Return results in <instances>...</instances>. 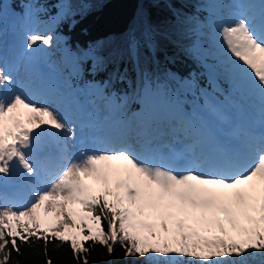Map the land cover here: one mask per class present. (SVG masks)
I'll list each match as a JSON object with an SVG mask.
<instances>
[{"label":"snow or ice","instance_id":"6c2138e0","mask_svg":"<svg viewBox=\"0 0 264 264\" xmlns=\"http://www.w3.org/2000/svg\"><path fill=\"white\" fill-rule=\"evenodd\" d=\"M3 7L0 264H10L13 252L23 255L22 245L37 242L46 264H53L50 243L57 249L67 245L76 264H89L96 245L109 256L119 245L134 264H264V0H197L203 17L170 7L186 40L184 51L211 59L212 70L230 81L251 112L258 110V120L230 118L211 97L188 112L175 99L176 89L174 103L161 102L167 89L141 61V49L155 51L157 36L167 33L147 23L141 9L123 47L111 55V62L127 58L139 69L140 89L116 97L105 95L106 85L86 86L113 116L138 98L139 123L116 119L102 135L73 93L45 70L47 49L59 38L30 26L31 10L42 7L38 0L21 4L19 47L11 57L3 54ZM59 7L50 18L57 25L76 15L71 0ZM101 48L78 51L74 72L88 60L105 67L109 61ZM114 74L126 78L127 70L117 67ZM166 78L192 87L175 73ZM162 113L171 116L178 137L153 135ZM98 142L107 147L95 148Z\"/></svg>","mask_w":264,"mask_h":264},{"label":"trees","instance_id":"16d2710c","mask_svg":"<svg viewBox=\"0 0 264 264\" xmlns=\"http://www.w3.org/2000/svg\"><path fill=\"white\" fill-rule=\"evenodd\" d=\"M43 1V0H41ZM48 5H52L55 0H44ZM80 1V0H76ZM91 6L83 12L76 13L77 17L64 21V34L77 46L80 50L84 47L92 45H102L101 53L108 59L105 67L97 69L91 60L85 61V65L80 68L81 75L87 78L89 85L103 84L105 95H115L123 97L125 95L132 96L133 90L140 89V77L136 78L137 72L133 67V62L125 58L123 61L116 63L111 62L112 53L123 47V36L130 27L137 24V17L140 10L143 9L147 16V23L166 32V36H157L158 48L152 51L148 48L141 49V61L149 63L152 71L162 72L164 75L175 73L183 81L192 82L193 88L188 89L181 98L180 102L187 104V97L196 96L200 102V98L204 101V93L208 92L203 89L206 82L205 76L191 75L188 71L190 63L194 62L184 51L186 40L174 24L172 9H181L188 15H200L203 17L206 13L199 12L196 4L197 0H190L189 3L181 4L179 0H170L165 3L164 0L158 5L141 4L139 0H90ZM142 27V26H141ZM119 67L120 72L127 70L126 78H117L115 69ZM111 77V79H110ZM118 82V84H116ZM172 83V82H171ZM178 92H183L186 88H182L179 84H174ZM201 91V93H200ZM91 92V90H90ZM134 101V98H133ZM130 99L128 105L132 102ZM165 100H163L164 102ZM167 103H174L173 94L168 95ZM117 103H121L117 100ZM48 256L52 259L53 264H76L70 249L67 245L57 249L54 243H50ZM21 251L23 255L18 256L12 253L10 264H46V258L43 254L42 242L34 243L31 247L22 245ZM89 264H134L130 259L124 257L123 249L115 246V250L111 256L107 254L105 248L96 245L88 254Z\"/></svg>","mask_w":264,"mask_h":264},{"label":"rangeland","instance_id":"374dc122","mask_svg":"<svg viewBox=\"0 0 264 264\" xmlns=\"http://www.w3.org/2000/svg\"><path fill=\"white\" fill-rule=\"evenodd\" d=\"M63 2H64V0H55V5L58 6V10L56 12H53L51 14L52 15V18L53 17H56L57 13L62 11V9L59 7V5L61 3H63ZM71 2L74 5L73 11H75V13L83 12V11L87 10L89 6H91L90 0H80V1L71 0ZM31 17H33L34 19H38L39 18L38 14L36 12H33L31 14ZM76 17H77V15L73 16L71 19L73 20ZM41 25L47 28L48 27V22L47 21H43V22H41V24L39 25V27ZM52 29H53V27H52ZM52 32H53V30H52ZM10 33L16 38V42L18 43L17 45L19 46V42H18L19 36H18V34L15 33V32H10ZM4 47H5V41H4V38H3V49H4ZM56 47H60L62 49V51H63L62 54L64 56L65 55H68L69 56V59L71 60L70 61L71 64L77 62V53L80 50H77L75 48H69L64 41H61V42H58V43L57 42H54V44L52 46V51ZM88 48L89 47H84V48H82V50H87ZM49 49H47V54H48ZM54 51H56V50H54ZM82 64H80V65H82ZM52 68H53V66H52ZM70 89H71V87L70 88H65V90H68V91H70Z\"/></svg>","mask_w":264,"mask_h":264}]
</instances>
